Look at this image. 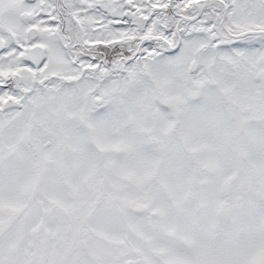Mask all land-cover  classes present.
I'll use <instances>...</instances> for the list:
<instances>
[{"label": "snow or ice", "instance_id": "obj_1", "mask_svg": "<svg viewBox=\"0 0 264 264\" xmlns=\"http://www.w3.org/2000/svg\"><path fill=\"white\" fill-rule=\"evenodd\" d=\"M0 264H264V0H0Z\"/></svg>", "mask_w": 264, "mask_h": 264}]
</instances>
